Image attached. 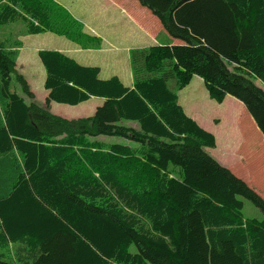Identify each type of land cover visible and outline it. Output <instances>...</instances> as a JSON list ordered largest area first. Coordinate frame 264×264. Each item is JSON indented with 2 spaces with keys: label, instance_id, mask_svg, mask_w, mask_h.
<instances>
[{
  "label": "trees",
  "instance_id": "1",
  "mask_svg": "<svg viewBox=\"0 0 264 264\" xmlns=\"http://www.w3.org/2000/svg\"><path fill=\"white\" fill-rule=\"evenodd\" d=\"M140 2L182 43L132 48L133 86L40 49L42 104L18 71L19 37L102 38L58 0L0 1V25L25 27L0 41V264H264V198L210 153L216 135L179 98L198 75L264 134V0ZM92 96L105 101L91 116L51 111ZM241 197L263 218L244 217Z\"/></svg>",
  "mask_w": 264,
  "mask_h": 264
},
{
  "label": "crops",
  "instance_id": "2",
  "mask_svg": "<svg viewBox=\"0 0 264 264\" xmlns=\"http://www.w3.org/2000/svg\"><path fill=\"white\" fill-rule=\"evenodd\" d=\"M83 1L80 2L79 0L78 12L91 23L95 32L88 27V24L76 16L68 6L59 2L68 8L77 18L82 20L88 30L96 34L102 32L105 38L102 36L103 43L104 40L105 43L95 48L84 49L77 43L72 42L73 44H71L70 42L66 43L67 47H59L57 49L66 51L83 64L99 66L101 69L100 77L104 79L113 75H118L122 79V72H126L125 79H122V81L128 86H133L130 43H136L137 47H145L156 43H182L180 39L172 37L166 31L160 19L149 8L143 6L139 0H87L90 5L94 4L95 1L101 2L102 5L98 14L92 13ZM124 32L129 33L131 39L123 37L122 33ZM141 33L147 36L140 39L137 38V35ZM117 36H119L117 40L118 44L115 42ZM102 48L110 52H116L118 55L126 51L128 55L123 56L120 63L111 64L105 58L95 53ZM98 62H102L105 69ZM120 68L121 71H118ZM103 74L104 77L102 76ZM205 99L208 103L214 102V99H210L208 94L205 96ZM104 101L103 97L92 96L86 101L71 106L81 107L80 112H88L93 115L97 107L102 105ZM224 101L228 108H232L231 114L234 116L233 119L238 121V127H231L227 123H224V121L217 124L219 130L218 132H214L216 135V146L209 148L210 153L222 164L230 168L235 175L245 180L249 186L254 188L264 198V134L240 100L232 95H227ZM188 114L195 118L204 128L206 127L211 130L208 127L210 126L209 121L211 118H198L194 112ZM226 116V118L230 117V111ZM226 118L223 119L225 120Z\"/></svg>",
  "mask_w": 264,
  "mask_h": 264
},
{
  "label": "rangeland",
  "instance_id": "3",
  "mask_svg": "<svg viewBox=\"0 0 264 264\" xmlns=\"http://www.w3.org/2000/svg\"><path fill=\"white\" fill-rule=\"evenodd\" d=\"M59 1L65 4L66 6H68L75 13L76 16H78L86 24H88V27L95 32L94 27L91 25V23L86 19H84L79 14L78 12L79 0H59ZM80 2H82V0H80ZM83 3L87 5L94 14L99 13L100 7L102 5L101 2L99 1H95V3L91 5L88 4L87 0H84ZM22 28L25 27L21 21L12 22L11 24H7V25H0V41L7 39L8 40L14 39L16 37L17 32ZM97 34H100L104 38V34L102 32ZM122 36L127 37V39H131L129 33L127 32L122 33ZM146 36L147 35H145L144 33H141L137 35V38L140 39L141 37H146ZM19 38L22 40L23 43L20 47H18V49L20 50V56L17 64L18 71L22 73L28 80L31 86V90L35 92V100L38 101L39 103L44 104L46 101V96L48 95L47 89L45 88V80L47 73L45 67L43 66L40 60L39 50L46 48L56 49L59 47H67L66 43L71 42V44H73L72 42L74 41H72L71 39L67 38L64 35H58L50 31L37 33V34L26 33V34H22ZM118 39L119 36L115 38V42L117 44H118L117 42ZM134 47H137V44L130 43V48L132 49ZM95 53L105 58L111 64L120 63V61H122V57L128 55L126 51H124L121 55H118L116 52H110L109 50H105L103 48L96 51ZM98 64L104 67L105 69V66L103 65L102 62H98ZM118 71H121V68ZM117 73H121V72H117ZM127 74H128V69H127ZM122 75H123L122 79L124 80L126 72H122ZM102 76L104 77V74ZM207 94L208 97L212 99L210 97L205 82L201 77L197 75L194 76L192 81L187 86L179 90L180 102L182 103V105L184 106L185 110L188 113L191 114L192 112H194L197 114L198 118H211V120L209 121L210 126H208L210 127L211 130L205 127L207 130L213 133L218 132L219 126L217 124L221 123V121H224V123H227L231 127L234 128L238 127L237 126L238 121L233 119L234 116L231 114L232 108H228V106L225 104V101L223 103L216 100H214V102L212 103L206 102L205 96H207ZM51 107H52L51 109L52 112L68 118H76V117L91 115L88 112H80L81 107L71 106L70 104L67 103H59L55 101L52 102ZM229 111H230V117L226 118L227 117L226 114ZM223 118L226 119L224 120ZM102 138L104 139L106 138L107 140H109L110 143L118 142V143H125L136 146L134 143L130 142L128 139L124 137L108 135V136H103ZM241 199L244 201V207H243L244 217L246 218L256 217L259 219L263 218L262 212L256 205H254V203H252L250 200L244 197H241ZM132 250L135 251V248H132Z\"/></svg>",
  "mask_w": 264,
  "mask_h": 264
},
{
  "label": "bare ground",
  "instance_id": "4",
  "mask_svg": "<svg viewBox=\"0 0 264 264\" xmlns=\"http://www.w3.org/2000/svg\"><path fill=\"white\" fill-rule=\"evenodd\" d=\"M127 210V209H126Z\"/></svg>",
  "mask_w": 264,
  "mask_h": 264
}]
</instances>
